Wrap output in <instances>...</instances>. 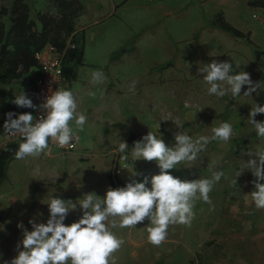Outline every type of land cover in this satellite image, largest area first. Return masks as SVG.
<instances>
[{
  "label": "rangeland",
  "instance_id": "rangeland-1",
  "mask_svg": "<svg viewBox=\"0 0 264 264\" xmlns=\"http://www.w3.org/2000/svg\"><path fill=\"white\" fill-rule=\"evenodd\" d=\"M10 1L0 0V7ZM25 1L32 15L37 11L55 12L50 0ZM80 1L83 12L76 26L85 35L84 64L76 66L78 79L72 84L71 91L79 92L81 81H84L86 92L97 94L94 98L88 94L83 102L81 98L76 99L80 104L78 111L87 113L84 130L77 133L80 136L78 151L85 156L98 158L100 165L92 167V158L83 163L74 161L69 166L71 172L66 174L56 163L57 156H64V152L53 146H49L50 151L46 150L39 157H27L26 161L30 164L27 177L19 172L23 160L10 163L7 179L0 186V264L10 261L17 254L16 244L22 239V231L17 227L19 222H23L29 231L31 225L28 221L33 217L37 222L46 223L49 210L45 203L50 195L73 201L89 192L103 196L104 190L95 188H99L97 184L104 187L107 183L104 177L115 173L122 155L118 152L119 141L126 142L130 132H144V128L149 130L158 122L166 123L168 120V132L161 126L159 132L163 139L168 140L167 145L171 146L175 143L174 134L182 131L183 124L186 133L196 139L202 135L211 137L212 128L221 122L232 123L234 135L231 140L227 143L212 140L198 158L216 159L212 161L214 171L217 168L224 171L225 177L222 179H227L228 185L239 168L240 160L250 158L248 152L264 150V138L256 135L247 119L254 102L264 105V7L257 4L264 3V0H227L228 4H219V0H163L169 8V15L161 9L150 10L146 6L148 0ZM219 13L228 24L248 34L251 43L214 28L211 23L216 22ZM122 49L127 51L111 59L113 53ZM214 59L230 62L234 68L240 65V69L250 74L253 82H261L262 88L251 96H243L248 87L245 85L241 96L235 99L230 92L223 97L210 95L209 86L203 80V74L198 72V67L202 66L200 63H210ZM95 70L105 74L107 79L104 83H92L91 73ZM108 85H111L110 89L103 96ZM10 87L17 91L15 83L2 82V94H7ZM155 107L158 111L151 113ZM224 112L225 116L220 118L219 115ZM197 113L203 118L199 128L196 127L200 119L195 115ZM255 119L264 121V114H258ZM6 142L5 135L0 131V147ZM193 168L194 165L180 164L177 173L179 170L187 173L175 177L193 180ZM147 172L149 170H145L137 181L142 182L148 177ZM253 179L252 173L245 171L237 179V187H234L233 205L237 207L238 217L243 215V219L240 218L237 223L235 221V228L242 226L243 230H247L249 227L251 232L242 242L248 238L250 241L258 237L259 240L264 239V209L259 212L250 196L242 197L238 192L242 182H248L249 193L253 191ZM147 186L151 187L150 181ZM221 192L218 191V194ZM211 193H216L214 188ZM212 196L213 205H224L222 196ZM246 205L250 207L247 214ZM38 213H42V216H38ZM81 214L77 207L76 211L69 213L65 224L78 220ZM178 226L168 229L169 237H176L175 240L181 232ZM204 229L207 228H203L202 241L210 236L206 235L208 230ZM173 230L176 231L175 235ZM114 232L124 240L119 251L114 253L116 264H131L124 232L117 229ZM187 237L186 241L190 238L193 240L192 236ZM202 246L203 251L211 247V252L216 254L225 248L230 253H252L254 247L243 243ZM174 249L166 256V264L182 263L183 246L178 245Z\"/></svg>",
  "mask_w": 264,
  "mask_h": 264
},
{
  "label": "clouds",
  "instance_id": "clouds-1",
  "mask_svg": "<svg viewBox=\"0 0 264 264\" xmlns=\"http://www.w3.org/2000/svg\"><path fill=\"white\" fill-rule=\"evenodd\" d=\"M200 64L198 72L203 74L210 95L223 97L230 92L235 99L241 96L245 85L248 87L243 96H251L262 88L261 82H253L250 74L240 69V65L234 68L230 62L215 59ZM91 77L94 84L104 83L107 79L100 70L93 71ZM88 94L94 98L97 93ZM12 102L18 107L39 108L45 113L39 119L31 113L19 114L14 119L16 114L7 113L4 130L9 135L22 138L15 152L18 160L36 158L46 150L50 151V142L61 148H74L73 141L78 139L77 133L84 130L87 122L86 115L78 111L73 92L66 88L54 91L49 88L39 106L34 105L23 91ZM258 114H264V105L254 102L248 123L258 137L264 138V121L255 119ZM159 127L135 141L130 156L127 142L119 141L121 169L130 174L123 187L109 186L102 197L89 192L76 201L50 195L45 203L49 210L46 223L37 222L33 217L28 221L31 225L29 231L23 222H19L17 227L22 231V239L16 244L17 254L4 264H116L114 253L119 251L124 240L113 229L135 228L147 220V240L158 247L166 241L170 225L191 226L196 202L202 200L212 205L209 194L225 173L214 171L209 178L181 180L170 170L196 161L212 140L229 142L234 135L233 125L221 122L212 128L211 137L202 135L196 139L186 132L177 131L174 134L175 143L171 146L163 140ZM247 155L250 158L240 160L231 184L237 187V179L245 171H250L254 177L251 181L254 190L246 196H250L257 210L264 209V150L248 152ZM139 160L155 161L159 168V173L151 177V187L147 186V177L143 182L134 179L141 175L134 169V162ZM77 207L82 213L79 219L65 224L69 213L76 211ZM37 215L42 216V213Z\"/></svg>",
  "mask_w": 264,
  "mask_h": 264
},
{
  "label": "crops",
  "instance_id": "crops-1",
  "mask_svg": "<svg viewBox=\"0 0 264 264\" xmlns=\"http://www.w3.org/2000/svg\"><path fill=\"white\" fill-rule=\"evenodd\" d=\"M163 2H164L163 0L162 1L161 0H156V1L148 0L147 1L148 4H146V6L148 5L149 9L152 11L161 9L163 10V12H165L166 15H169L170 13L169 8L167 9V6H165ZM218 2L219 4H223V3L226 4L227 0H219ZM83 33L84 32L76 26L75 34L77 36L81 35L82 45L84 48L85 47V38H84L85 35L83 36ZM81 64H84L82 62V57H81ZM77 73H78V70L76 69V79L74 81L68 82L64 80L63 85L57 86V88H66L68 90H71L72 84L76 82L78 79ZM81 82H82L81 89L79 90V92L75 91L73 94L75 95L76 99L81 98L83 102V100H85L89 92L87 93L85 90L87 86L85 82L84 81H81ZM11 83L12 84L15 83V85L17 86V89H16L17 91H15L14 88L10 87V89L7 90L8 92H11L14 96H17L21 91H23L22 80H16ZM110 86L111 85H108V87H105L103 96L107 94L108 89H110ZM32 97L33 96L29 98L32 99ZM5 100H6L5 95L1 94L0 95V106L5 102ZM79 106L80 104H78V108ZM157 111H158V108L155 107L153 110H151V113H154ZM88 114H89V111H88ZM195 115H198L199 118L201 117L200 114L198 113ZM202 115L204 116V114ZM153 119L154 118H152V120ZM202 119L203 118H200L199 121L197 122V126H196L197 128L201 126ZM168 123H169L168 120L166 121V123L158 122L156 126H153V128L149 130L157 131L158 126H161L162 128H165L168 132V127H167ZM3 126L4 125L0 124V131L4 135L5 130ZM72 126L74 127V122H72ZM181 128H182L181 132H186L184 124L182 125ZM144 130H145L144 132H137V133L130 132L129 134H134L138 136L137 138V141H138L140 140L139 136L146 135L149 131V130H146V128H144ZM127 138L128 137H126V140ZM79 139H80V136H78V145H77L76 150H74L73 152H64L62 153L64 156L62 157L57 156L59 158L56 157L57 158L56 163H59L62 171H65L66 174L68 172H71V170L69 169V166L72 165L74 161H79L83 163L89 158H92V167H94L97 164L100 165L98 158L93 157L92 155L85 156V154L83 155L81 151H78ZM163 140L165 141L166 144H168L167 142L168 140H165V139ZM7 143L9 142L4 143V145H6ZM130 153L131 151L129 152V156H130ZM22 160H23V164L19 172L21 175H24L25 177H27L29 173L30 164H28V162L26 161L27 158L22 159ZM130 160H131V157H130ZM215 160L216 159L201 157V159L196 160V162L194 161L191 164H188V165H194V168L192 169L193 172L191 174L193 180L198 179V178L211 177L212 173L214 172L212 161H215ZM14 161L15 160H13L12 162ZM103 164H105V162ZM184 164H187V163H184ZM9 165L7 167V176H8ZM150 166H152V168H149ZM134 169L136 172L141 174L139 176L134 177V179L136 180L139 177H142V173L145 170H149V172H147L148 182L151 181V177L153 175H156L159 173V168L155 161H152V162H146L143 160L135 161ZM170 171H171V174L174 176L176 175L182 176V173L184 174L187 173L185 172L186 168H185V171L179 170L178 173L176 169L170 170ZM216 171H218V168L216 169ZM110 174L111 175L104 177L107 182L104 185V187H101L102 185L97 184V187L99 188H95V189L104 190L102 194L103 196L109 186H111L112 188L123 187L125 183L130 179V174L127 172V170L121 169L120 163L118 164L115 173L111 172ZM181 180L183 179L181 178ZM240 186L242 188L239 189L238 192L243 197V195H247L249 193L248 182L246 183L242 182V185ZM244 186L247 188H245ZM214 190L216 193H210L209 194L210 197L212 195H215V197L217 198H220L222 196L224 205H220V206L218 204L209 205L207 203H204L202 200L197 201L195 204V208H194L195 218L192 220L191 226H185V225L179 224L178 228L181 230V232L177 240H175L176 237L171 238L169 237V234H168L167 239L163 244H161L158 247L153 246L147 240V235H148L146 232V227L148 226L147 220H145V222L142 224H138L135 228H116L118 231L122 230L124 232L123 235L125 239L126 248L128 250V258L130 261L129 263L131 264H156V263L162 262V264H166V262L168 261V257L166 256L173 253V251L175 250L174 248L176 246L182 245L184 249V253H183V261L181 264H264V239L259 240V237H258L257 240L250 241V238H248L247 241L245 240L244 242H242L243 239L249 237V233H251L250 228L247 227V230H243L242 226L235 228V225L237 222H239L240 218L243 219V215H240L238 217V215L236 214L235 209L237 207L233 205V197H234L235 189L232 186L231 182L228 185L227 179H221V181L214 186ZM218 191H222V192L218 194ZM215 202L217 203V201ZM228 204H230V206H228ZM249 209L250 207L246 205L245 206L246 214L248 213ZM243 212L244 211H242L241 213ZM259 212H260V209H259ZM247 218H249L248 215H247ZM176 225H170L168 229H170L171 227L175 228ZM203 228H207V229H204V230H208V233H206V235H210L208 236L209 238L205 239L207 242L202 241ZM259 229H261V227H259ZM114 230L115 229H113V231ZM173 231H174L173 235H175L176 231L175 230ZM236 231L238 232L237 234H235ZM240 232L242 233L241 235H239ZM187 236H192L193 240L190 238L188 241H186V239L188 238ZM240 243L241 244L243 243L245 245L246 244L254 245L253 252L252 253L251 252L230 253L225 248L220 254H216V253L211 252L210 250L211 247H209V249H206L204 251L202 249L203 247L202 245L207 246V244H209L210 246H213V245H224V246L231 245L232 246V245H241ZM196 247L198 249H196Z\"/></svg>",
  "mask_w": 264,
  "mask_h": 264
},
{
  "label": "trees",
  "instance_id": "trees-1",
  "mask_svg": "<svg viewBox=\"0 0 264 264\" xmlns=\"http://www.w3.org/2000/svg\"><path fill=\"white\" fill-rule=\"evenodd\" d=\"M55 12L37 11L31 14L29 5L25 0H11L0 7V84L22 80V89L28 97L36 92V81L40 76L39 62L36 54L45 45L50 44L62 54V76L65 81L72 82L76 79V66L81 64L83 51L82 37L77 36L76 21L83 12L80 0H50ZM257 4L264 7L263 2ZM225 33L237 39H246L238 29L228 24L219 13L216 22L211 23ZM74 45L71 47L70 45ZM126 49L118 50L112 54L111 59L118 58L126 52ZM259 57V53H257ZM2 94L0 89V95ZM6 100L0 106V124L4 125L7 113L12 112L16 116L23 113H31L30 108L18 107L12 101L15 99L11 92L5 94ZM226 112L228 104H226ZM219 115L220 118L225 113ZM121 126V125H120ZM144 135L139 136L141 139ZM138 136L130 134L126 140L130 152ZM18 142H9L0 147V186L7 179V167L15 158L18 150Z\"/></svg>",
  "mask_w": 264,
  "mask_h": 264
},
{
  "label": "built area",
  "instance_id": "built-area-1",
  "mask_svg": "<svg viewBox=\"0 0 264 264\" xmlns=\"http://www.w3.org/2000/svg\"><path fill=\"white\" fill-rule=\"evenodd\" d=\"M70 46L74 47L73 44ZM35 57L39 62L41 73L36 81V92L31 100L33 101L34 105L39 106L43 103L44 98L47 96L49 88L54 91L57 86L63 85L64 83V78L62 76L63 56L56 50L54 46L47 44L39 53L36 54ZM31 110L32 115L37 119H39L41 115L45 114L43 110L39 108H31ZM4 135L7 139V142H18L21 139L19 136L9 135L6 131H4ZM73 143L75 144L74 148H61L57 144L51 142L49 146H53L63 152H73L77 148L78 139L74 140Z\"/></svg>",
  "mask_w": 264,
  "mask_h": 264
}]
</instances>
